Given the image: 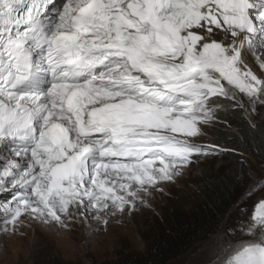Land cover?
Instances as JSON below:
<instances>
[{"label": "snow or ice", "instance_id": "6c2138e0", "mask_svg": "<svg viewBox=\"0 0 264 264\" xmlns=\"http://www.w3.org/2000/svg\"><path fill=\"white\" fill-rule=\"evenodd\" d=\"M262 111L264 0H0V233L95 232L211 165L239 203L201 264H264V175L209 136Z\"/></svg>", "mask_w": 264, "mask_h": 264}, {"label": "rangeland", "instance_id": "374dc122", "mask_svg": "<svg viewBox=\"0 0 264 264\" xmlns=\"http://www.w3.org/2000/svg\"><path fill=\"white\" fill-rule=\"evenodd\" d=\"M262 119L264 111L254 115L251 122ZM242 159L248 166L249 175L255 173L257 179L264 175V161L244 152ZM221 164L217 160L215 168L219 169ZM216 173L211 165L198 167L166 187L164 195H155L152 208L113 217L107 227L101 224L95 232L91 231L92 227H97L95 222L89 225L84 221L83 225L72 226L73 230L29 228L16 235L0 233V264H49L53 258L61 264H113L123 256L144 254L149 248V238L156 222L171 212L188 215L197 204L198 186L207 176ZM243 199L247 201L248 195L245 194ZM238 203L235 197L231 199L222 223L230 216L235 220ZM239 238L249 239L244 235ZM205 258L202 242L167 264H201Z\"/></svg>", "mask_w": 264, "mask_h": 264}, {"label": "trees", "instance_id": "16d2710c", "mask_svg": "<svg viewBox=\"0 0 264 264\" xmlns=\"http://www.w3.org/2000/svg\"><path fill=\"white\" fill-rule=\"evenodd\" d=\"M230 113V107L225 109ZM221 123L231 125L229 129L214 125L210 128V137H221L230 140L238 146L240 156H229L226 159H218L227 168L232 166L229 176L240 177L244 173L249 174V169L242 159V153H248L259 161H264V119L254 122L255 130L249 127L246 116L242 112L221 115ZM252 123V122H251ZM244 162L241 170L240 161ZM219 173L209 175L198 186L197 204L192 211L183 216L181 213L171 212L162 221L156 222L149 238L148 250L141 255L123 256L113 264H167L184 255L196 245L203 242L202 234L207 233L209 224L214 218H221L226 213L231 199L229 189L216 179ZM225 184L227 181L224 182ZM49 264H61L53 258Z\"/></svg>", "mask_w": 264, "mask_h": 264}]
</instances>
